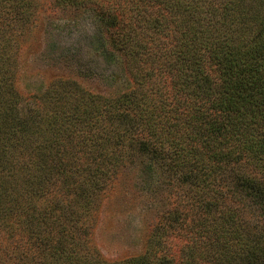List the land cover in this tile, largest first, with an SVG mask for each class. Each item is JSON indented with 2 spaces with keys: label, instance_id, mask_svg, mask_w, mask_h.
I'll list each match as a JSON object with an SVG mask.
<instances>
[{
  "label": "trees",
  "instance_id": "1",
  "mask_svg": "<svg viewBox=\"0 0 264 264\" xmlns=\"http://www.w3.org/2000/svg\"><path fill=\"white\" fill-rule=\"evenodd\" d=\"M55 2L91 3L131 34L135 55L147 50L137 36L149 22L162 34L169 21L183 23V39L160 46L177 71L165 69L164 84L135 67L114 97L57 77L25 106L18 51L35 5L0 0V255L27 264H264V0ZM138 161L164 170L179 201L142 253L108 260L90 237L103 182ZM238 194L259 220L237 212Z\"/></svg>",
  "mask_w": 264,
  "mask_h": 264
},
{
  "label": "rangeland",
  "instance_id": "2",
  "mask_svg": "<svg viewBox=\"0 0 264 264\" xmlns=\"http://www.w3.org/2000/svg\"><path fill=\"white\" fill-rule=\"evenodd\" d=\"M32 1L34 22L23 34L18 51L17 87L25 98V106L57 77L71 78L92 92L114 97L130 86L135 67L136 71L143 67L141 74L150 72L164 84L169 82L162 78L165 69L173 74L177 71L174 55L166 58L160 46L165 41L175 46L182 40L183 23L169 21L164 34L155 32L150 22L138 29V41L147 50L135 55L129 48L135 42L131 34L125 32L130 38L126 40L121 26L108 23L92 10L91 3L61 7L55 0ZM249 15L250 11H246L245 17ZM226 17L229 19L230 15ZM174 27L178 30L174 31ZM129 163L109 178L104 177L105 187L90 234L94 248L108 260L142 253L152 229L167 214L166 210L179 201L178 193L166 184L169 180L164 170L157 166L148 169L139 161ZM237 196L238 200L232 203L237 212L239 209L249 222L259 220V210L252 211L242 195ZM227 199L231 200L230 195ZM2 210L0 207V214ZM172 245L173 250L179 248V243ZM0 264H27V260L0 255Z\"/></svg>",
  "mask_w": 264,
  "mask_h": 264
}]
</instances>
